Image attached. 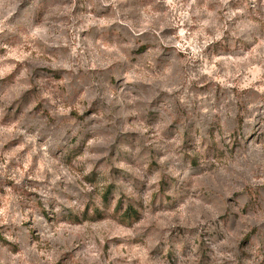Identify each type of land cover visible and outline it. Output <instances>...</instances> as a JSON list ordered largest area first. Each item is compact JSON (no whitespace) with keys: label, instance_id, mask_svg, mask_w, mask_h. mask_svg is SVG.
<instances>
[{"label":"rangeland","instance_id":"obj_1","mask_svg":"<svg viewBox=\"0 0 264 264\" xmlns=\"http://www.w3.org/2000/svg\"><path fill=\"white\" fill-rule=\"evenodd\" d=\"M0 264H264V0H0Z\"/></svg>","mask_w":264,"mask_h":264}]
</instances>
